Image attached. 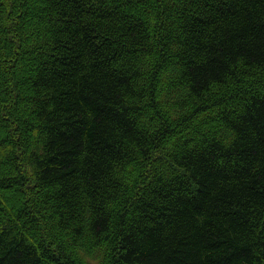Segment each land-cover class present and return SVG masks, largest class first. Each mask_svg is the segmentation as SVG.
<instances>
[{
	"label": "trees",
	"instance_id": "obj_1",
	"mask_svg": "<svg viewBox=\"0 0 264 264\" xmlns=\"http://www.w3.org/2000/svg\"><path fill=\"white\" fill-rule=\"evenodd\" d=\"M0 264H264V0H0Z\"/></svg>",
	"mask_w": 264,
	"mask_h": 264
}]
</instances>
